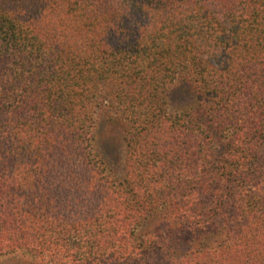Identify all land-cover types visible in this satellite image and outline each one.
I'll return each mask as SVG.
<instances>
[{
    "label": "trees",
    "instance_id": "obj_1",
    "mask_svg": "<svg viewBox=\"0 0 264 264\" xmlns=\"http://www.w3.org/2000/svg\"><path fill=\"white\" fill-rule=\"evenodd\" d=\"M178 81L192 102L171 113ZM102 108L122 177L95 151ZM17 252L264 264V0H0V257Z\"/></svg>",
    "mask_w": 264,
    "mask_h": 264
},
{
    "label": "rangeland",
    "instance_id": "obj_2",
    "mask_svg": "<svg viewBox=\"0 0 264 264\" xmlns=\"http://www.w3.org/2000/svg\"><path fill=\"white\" fill-rule=\"evenodd\" d=\"M192 102L189 89L183 81L176 82L169 90L168 110L171 113L184 110ZM95 151L110 171L120 177L124 174L126 145L120 118L106 108L97 117L95 128ZM35 259L23 252L0 257V264H33Z\"/></svg>",
    "mask_w": 264,
    "mask_h": 264
}]
</instances>
